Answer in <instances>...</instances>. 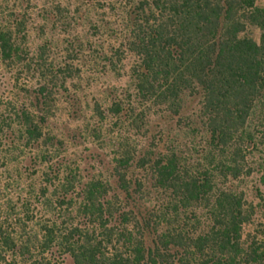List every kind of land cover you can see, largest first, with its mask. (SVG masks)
Masks as SVG:
<instances>
[{
	"label": "trees",
	"instance_id": "obj_1",
	"mask_svg": "<svg viewBox=\"0 0 264 264\" xmlns=\"http://www.w3.org/2000/svg\"><path fill=\"white\" fill-rule=\"evenodd\" d=\"M100 1L98 61L115 72L129 59L105 105L71 95V66L44 45L30 59L25 22L0 17V62L36 82L8 89L25 99L0 111V164L19 138L41 168L28 196L48 215L33 225L29 201L0 187V264H264V208L236 185L264 175V5ZM58 91L70 118L89 110L93 123L45 131ZM79 136L90 143L69 158Z\"/></svg>",
	"mask_w": 264,
	"mask_h": 264
},
{
	"label": "rangeland",
	"instance_id": "obj_2",
	"mask_svg": "<svg viewBox=\"0 0 264 264\" xmlns=\"http://www.w3.org/2000/svg\"><path fill=\"white\" fill-rule=\"evenodd\" d=\"M90 0H0V17L8 14L17 13L25 22L26 29V47L30 49V59L34 56L35 50L39 46H46L47 58L54 64L64 67L66 64L71 66V77H68L67 86L71 95L73 93L79 95L84 103L98 101L105 105L103 92L107 87H122L125 85V71L128 66L129 59H124V72L109 71L98 61L97 56L100 51L99 46L104 40L106 45L107 35H103L102 31H96L93 26L96 19L103 17L105 13L99 9L100 0H94L91 6ZM258 3L264 5V0H257ZM252 36L258 40L259 31L254 30ZM124 57V56H123ZM90 59H95L92 61ZM90 60V61H89ZM89 61V62H88ZM17 71L15 68H6L0 62V111L5 110L8 102L17 108L20 103L24 102V93L8 94V89L14 83L18 88L23 86L32 87L36 85L35 80L30 74V78L26 75L16 78ZM54 105L51 109L50 117L45 131L50 132L58 138L66 137L65 134L70 131L71 134L76 127H83L85 123H93L91 112H83L79 119H72L68 113L71 108L67 106L65 99L61 94L56 92ZM13 97V98H12ZM11 104L7 109L11 108ZM70 134V135H71ZM67 142V141H66ZM78 143V144H74ZM90 140L79 136L76 142L66 143L65 155L69 158L78 157L83 147L87 146ZM16 152L11 155L12 158L7 162L5 167L0 164V187L9 190H3L4 195L11 196L13 199H27L29 208L34 211L33 225L37 221L44 222L48 219L47 213L36 203V198L28 196L30 193V183L34 186L40 181L38 175L41 168L35 167L30 162V151L23 146V142L17 138L15 140ZM258 160V158H256ZM254 167V166H253ZM37 169V173L32 171ZM33 173V174H32ZM239 190L244 194V200L260 205L264 208V175L251 170L250 175L243 174L236 182ZM37 205L38 208H35ZM36 209V210H34ZM264 221V214L253 218L254 222ZM28 224V229L33 227Z\"/></svg>",
	"mask_w": 264,
	"mask_h": 264
}]
</instances>
